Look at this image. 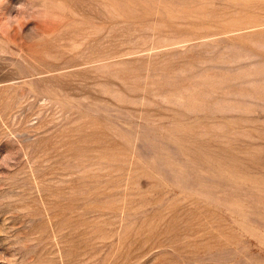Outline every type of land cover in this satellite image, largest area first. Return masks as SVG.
Listing matches in <instances>:
<instances>
[{
    "label": "rangeland",
    "instance_id": "obj_1",
    "mask_svg": "<svg viewBox=\"0 0 264 264\" xmlns=\"http://www.w3.org/2000/svg\"><path fill=\"white\" fill-rule=\"evenodd\" d=\"M0 264H264V0H0Z\"/></svg>",
    "mask_w": 264,
    "mask_h": 264
}]
</instances>
